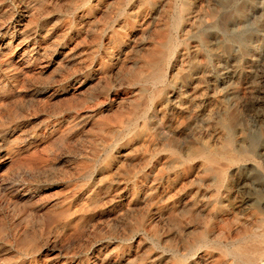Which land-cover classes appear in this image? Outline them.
<instances>
[{
  "label": "rangeland",
  "instance_id": "rangeland-1",
  "mask_svg": "<svg viewBox=\"0 0 264 264\" xmlns=\"http://www.w3.org/2000/svg\"><path fill=\"white\" fill-rule=\"evenodd\" d=\"M187 1L0 0V264H235L263 235L264 0ZM222 124L246 157L210 175Z\"/></svg>",
  "mask_w": 264,
  "mask_h": 264
},
{
  "label": "bare ground",
  "instance_id": "bare-ground-1",
  "mask_svg": "<svg viewBox=\"0 0 264 264\" xmlns=\"http://www.w3.org/2000/svg\"><path fill=\"white\" fill-rule=\"evenodd\" d=\"M193 1V0H192ZM196 3V2H195ZM201 4V3H200ZM189 5H191L190 1L184 0L183 3V8H182V13L184 16L179 18L178 20L181 22V24L185 20V14L189 12ZM179 6V5H178ZM197 6V5H196ZM192 8V7H191ZM196 8V7H195ZM197 10V9H196ZM194 12V10H193ZM195 13V12H194ZM197 13V12H196ZM198 16V15H197ZM196 18V17H194ZM199 18V17H198ZM189 20V18H188ZM193 21V19H192ZM193 23V22H192ZM186 25V24H185ZM183 25V26H185ZM191 25V24H190ZM195 25V24H194ZM198 26V25H197ZM171 28V27H170ZM169 28V29H170ZM190 29V28H189ZM179 30V29H178ZM186 30V28H185ZM184 30V31H185ZM179 32V31H178ZM180 33V32H179ZM183 33V32H182ZM170 53V50H168V54ZM179 53V52H178ZM182 54V53H181ZM184 56V55H183ZM175 57V56H174ZM171 55L169 54V57L167 58L166 61H170ZM182 58V57H181ZM160 61H154L152 63V66L154 67L153 70V75L151 80L153 81H158L162 82L164 81L165 75L163 74V70L160 65ZM169 64V62H168ZM173 65V64H172ZM177 68V67H176ZM176 68L175 71H176ZM173 70V69H172ZM188 71V70H187ZM186 71V72H187ZM168 72V71H167ZM178 73V72H177ZM168 74V73H167ZM201 75V74H200ZM197 76V75H196ZM173 77V75H172ZM171 77V78H172ZM195 78V77H194ZM164 85V84H163ZM194 85V84H193ZM192 85V87H193ZM190 86V85H189ZM174 87H176L174 85ZM191 87V88H192ZM184 88V87H183ZM188 88V87H187ZM176 89V88H175ZM174 89V90H175ZM196 89V88H195ZM193 89V90H195ZM173 90V91H174ZM197 90V89H196ZM178 91V90H177ZM186 92V91H185ZM189 92V91H188ZM192 92V91H191ZM176 93V92H175ZM195 93V92H194ZM193 93V94H194ZM197 93V92H196ZM165 94V93H164ZM170 94V93H169ZM168 94V95H169ZM172 94V93H171ZM178 94V92H177ZM178 94L177 96H179ZM182 96V95H181ZM194 96V95H193ZM191 94V97H193ZM167 97V95H166ZM171 97V96H170ZM190 97V98H191ZM182 98V97H181ZM177 99V98H176ZM160 100V99H159ZM158 100V101H159ZM174 100V99H173ZM167 101V100H166ZM169 101V100H168ZM162 104V103H161ZM166 106V105H165ZM220 107V106H219ZM163 108V107H162ZM168 108V107H167ZM217 108V107H216ZM218 109V108H217ZM216 109V110H217ZM213 110V109H212ZM222 111V109H221ZM209 112V111H208ZM211 112V111H210ZM221 113V112H220ZM209 114V113H208ZM228 115V114H227ZM227 117V116H226ZM228 120V119H227ZM209 121V120H208ZM226 121V120H225ZM229 121V120H228ZM207 122V121H206ZM218 124V123H217ZM223 131L226 134V139L224 142V145L217 150H212L209 148H205L202 150H197L195 155L201 160V163L205 166V172L207 174H213L217 171L216 167L218 166V163L220 161H224L225 163L229 165H237L240 162H243L245 160V153L238 151L234 145L232 138L230 136V131L228 130V127L224 124H222ZM220 133V132H219ZM223 133V132H222ZM213 135V134H212ZM217 135V134H216ZM224 135V134H223ZM215 136V135H214ZM221 136V135H220ZM223 137V136H222ZM216 137H214L215 140ZM221 138V137H220ZM222 140V139H220ZM216 143V142H215ZM218 143V142H217ZM217 145V144H216ZM220 145V144H219ZM218 146V145H217ZM176 151V150H175ZM186 156V155H185ZM182 157V156H181ZM198 163V162H197ZM200 163V164H201ZM202 166V165H200ZM202 173V172H201ZM221 182V179L217 178L216 179V184H219ZM224 183V182H223ZM253 235V234H252ZM248 236V235H246ZM245 239V238H244ZM232 244V243H231ZM227 250V256L230 257L234 261L235 264H259L263 258H264V233L263 235L259 238L256 236H253L249 238L248 240H241L237 243H234L230 248L226 249Z\"/></svg>",
  "mask_w": 264,
  "mask_h": 264
}]
</instances>
